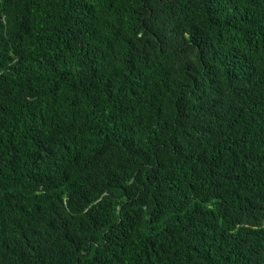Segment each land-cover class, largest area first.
I'll list each match as a JSON object with an SVG mask.
<instances>
[{"label": "trees", "instance_id": "trees-1", "mask_svg": "<svg viewBox=\"0 0 264 264\" xmlns=\"http://www.w3.org/2000/svg\"><path fill=\"white\" fill-rule=\"evenodd\" d=\"M0 264H264V0H0Z\"/></svg>", "mask_w": 264, "mask_h": 264}]
</instances>
